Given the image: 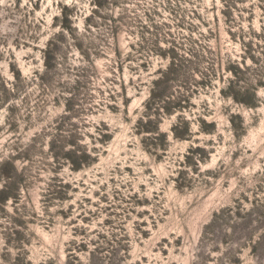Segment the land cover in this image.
<instances>
[{
    "label": "rangeland",
    "instance_id": "374dc122",
    "mask_svg": "<svg viewBox=\"0 0 264 264\" xmlns=\"http://www.w3.org/2000/svg\"><path fill=\"white\" fill-rule=\"evenodd\" d=\"M0 264H264V0H0Z\"/></svg>",
    "mask_w": 264,
    "mask_h": 264
},
{
    "label": "trees",
    "instance_id": "16d2710c",
    "mask_svg": "<svg viewBox=\"0 0 264 264\" xmlns=\"http://www.w3.org/2000/svg\"><path fill=\"white\" fill-rule=\"evenodd\" d=\"M101 3L102 2L99 1L100 5H101ZM100 5H98V6H100ZM48 57L49 56L47 54H45V60L48 59ZM171 59H172V61L170 63L169 68H167V71L166 72H161V77L158 78L154 82V86L161 88V90H166L167 89V84H168L169 80H171V78H168V74H174V72L176 71V63L174 62L175 58L173 57ZM47 66H49V64ZM191 89H193V88H191ZM159 93L163 94V91H160ZM159 93H158V95H159ZM156 94L157 93L152 89L151 97L156 96ZM148 102L149 103L147 104V107L149 108V107L152 106V103L150 101H148ZM164 109L167 112L171 111L169 109V107L166 106L163 109L158 110V115H161V113H162V111H164ZM143 129H144L145 132H151V133L154 132V133L160 134V132L158 130H153L152 128H149V127H146V128L143 127ZM87 155H88L87 157H89V154H87ZM87 163H89L88 160H87Z\"/></svg>",
    "mask_w": 264,
    "mask_h": 264
}]
</instances>
